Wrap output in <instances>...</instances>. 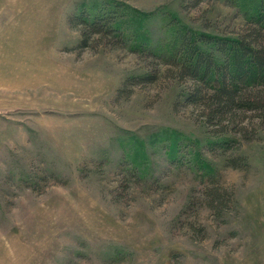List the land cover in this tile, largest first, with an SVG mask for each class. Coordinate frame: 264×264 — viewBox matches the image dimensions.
I'll list each match as a JSON object with an SVG mask.
<instances>
[{
  "label": "rangeland",
  "instance_id": "obj_1",
  "mask_svg": "<svg viewBox=\"0 0 264 264\" xmlns=\"http://www.w3.org/2000/svg\"><path fill=\"white\" fill-rule=\"evenodd\" d=\"M193 2L0 0V264H264V126L237 152L249 166L230 167L234 153L206 152L218 137L201 111L176 108L186 83L124 86L166 66L130 46L75 50L68 22L83 5L118 3L127 22L143 17L153 47L178 29L246 28L225 0ZM173 139L211 166L222 214L197 166L171 159Z\"/></svg>",
  "mask_w": 264,
  "mask_h": 264
},
{
  "label": "trees",
  "instance_id": "obj_2",
  "mask_svg": "<svg viewBox=\"0 0 264 264\" xmlns=\"http://www.w3.org/2000/svg\"><path fill=\"white\" fill-rule=\"evenodd\" d=\"M192 1V0H190ZM196 7L205 0H193ZM238 7L246 28L236 37H218L191 29H178L169 46L156 45L142 31L145 20L134 15L127 22V11L118 3L83 5L81 10L68 18L72 29L80 32V42L75 50H85L94 43L128 47L137 53L149 52L152 59L164 64L165 73L159 68L145 77H132L124 86L157 84L161 77L186 83V91L176 108L184 104L201 111L205 123L215 128L209 132L218 137L209 141L206 152L234 153L229 166L242 169L249 166L240 152L243 143L254 141L264 126V0H225ZM133 90L118 91V99H129ZM256 118V119H255ZM258 120V121H255ZM179 140H172L169 153L177 165L191 163L206 181L208 206L221 214L227 209V195L215 181L216 174L195 148L181 147ZM181 147V148H180ZM196 154V155H194ZM181 155V157H179ZM193 156V161L190 159ZM133 162L140 165L135 157ZM131 173L141 180L136 168ZM215 174V175H214Z\"/></svg>",
  "mask_w": 264,
  "mask_h": 264
}]
</instances>
